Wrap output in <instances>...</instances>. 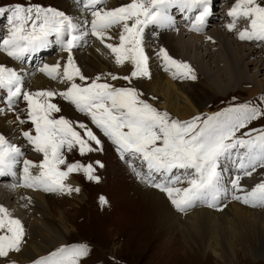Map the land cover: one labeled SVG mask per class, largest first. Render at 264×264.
I'll list each match as a JSON object with an SVG mask.
<instances>
[{"label": "snow or ice", "instance_id": "obj_1", "mask_svg": "<svg viewBox=\"0 0 264 264\" xmlns=\"http://www.w3.org/2000/svg\"><path fill=\"white\" fill-rule=\"evenodd\" d=\"M76 2L91 16L90 21L23 0L0 6V17H5L8 24L7 36L0 40V52L23 62L53 43L54 38L67 53L66 63L44 64L39 70L53 80L62 77L61 82L68 84L60 92H31L25 89L24 76L18 70L0 64V92L4 93L0 115L11 113L19 124L29 123L31 128L21 129V136L42 157L39 162L27 159L24 146L0 133V178L16 177L22 165V174L11 187L61 195L80 192L67 183L72 174L82 172L89 181L99 182L92 163L69 162L65 150L76 148L84 156L102 150V141L86 123L55 116L61 107L52 101L59 96L89 117L116 145L122 158L139 159L147 171L133 166L137 177L166 193L178 212H187L197 204L223 211L227 204L222 202L229 194L232 200L246 206L264 207V182L250 191L241 185L244 176L264 168V128H249L252 122L264 120V96L258 98V104H233L211 115L181 121L154 107L135 86L116 87L101 82L100 75L89 82L73 58V49L91 35L110 50L117 66L126 62L133 66L130 75L109 73L111 80L123 79L132 85L133 79L151 78L145 30L150 26L176 27L173 10H177L189 21V30L199 33L212 15L213 0H131L112 9L106 7L107 0ZM227 15L232 18L226 25L229 32L236 30L240 19L249 22L238 32L240 41L264 42V0H236ZM116 27L120 29L119 43H107L114 38L109 33ZM156 55L174 79L197 78L188 63L177 61L167 49L159 48ZM21 101L26 104L23 117L18 111ZM96 163L103 167L99 161ZM33 169L38 171L34 173ZM233 169L235 174L226 179L225 173ZM181 184L186 186H177ZM24 198L31 201V197ZM100 200L106 203L103 197ZM25 235L22 221L0 205V258L21 252ZM89 254L87 244L64 245L32 264H82Z\"/></svg>", "mask_w": 264, "mask_h": 264}, {"label": "bare ground", "instance_id": "obj_2", "mask_svg": "<svg viewBox=\"0 0 264 264\" xmlns=\"http://www.w3.org/2000/svg\"><path fill=\"white\" fill-rule=\"evenodd\" d=\"M32 1L40 4L42 3V5L46 7H55L59 10L65 11L73 17H75V15L68 13V11H71L74 8L81 9L80 15L82 13H84L85 17L87 15L82 7L78 5L76 0H73V4L71 1L67 0ZM130 2L131 0H107L106 7L112 9L118 7L120 4H127ZM235 2L236 0H223V2L222 0H213L212 15L209 16L205 27L212 28L206 31L203 35L197 32L188 33V41H185L184 37L186 31L180 29L163 31L165 29H157L152 26L147 28L146 31L150 30L152 32V30H154L157 35L153 38L145 33V41L147 43L145 50L150 57L149 68L151 78L133 79L134 81H132V85L130 86H135L137 89H140L148 102L154 107L169 112L175 118L185 120L193 117L200 111L207 109L206 105H208L209 102L207 99L214 97L216 92L220 91L223 87V81L219 78L222 71L228 75L227 80L224 82L226 84L229 82L234 83V81L231 80L233 77L237 78L243 76L242 71H238V65L247 58L253 60L254 56L259 58L257 61L253 62L260 66L258 71H260L261 68L264 69V47L261 48L258 42L234 41L231 34L223 31L221 28L223 21L231 22L232 18L227 15L229 12L227 7L219 8V5L229 3L233 7ZM174 12H177V10ZM216 13L219 17L218 19L214 17V14ZM220 13L222 16H220ZM78 14L79 12H77V15ZM79 18L80 21L86 19L80 16ZM175 18L179 20L176 21V27L184 24L181 20L182 17L179 16ZM226 18L229 19L225 20ZM188 23L189 21L185 24L188 25ZM3 24V17H0L1 40L7 36V32H5L4 28H8V26L4 27ZM239 24L240 20L234 31L237 36L239 31L248 26H239ZM116 28H113L110 31L109 34L114 38L107 40V43H119L118 33L120 29L119 27ZM90 38L91 35L85 36L81 41L80 46L77 47L79 50H73L74 60H76V65L81 69L83 75L88 78H91V75H94L95 73H99L105 77H109V73L117 76L130 75L133 66L129 67V63L127 62V65L125 63L123 66H117L110 50L100 41H98L99 45L93 44V42H90ZM213 40H216L219 44V52H221V56H219V52L214 53L212 57L216 55V58L209 60V64L207 63V58L211 59V55H207L206 58L199 57V59L193 57L192 53L198 49V46L205 45L210 48L211 45L217 44L215 43L216 41ZM195 41L198 46L194 44ZM212 41L214 44H211ZM89 42L90 44L87 47L86 44ZM157 43L160 44L158 45ZM56 45L51 43L37 53L27 56L25 58L26 68L22 71L17 69L21 74L25 73L26 78H28V82L24 81L26 90L31 92L40 90L60 92L65 90L63 86L58 87L56 90L55 88L57 87H54L53 83H50V80L48 82V79H45L39 74H42L39 70L42 66L39 67V65L42 63L43 58L47 57L53 49H57L53 61L58 60L59 62H62V59L66 60L64 57L67 56V53L56 47ZM83 46L86 48L81 49ZM160 47L167 48L169 55L174 59H181L183 62L188 63L194 69L197 78L195 80L181 78L174 79L170 72L163 69L162 61L156 55V52ZM185 53L186 56L193 58L192 61L188 60L187 57H181V55H184ZM84 54H89L90 58H86ZM91 59L100 62L103 64V67L100 69H88V67H91ZM220 60H222V62L224 61V68L218 69L217 67H212L215 62L217 63ZM12 61L11 58L7 57L3 52H0V64H10ZM51 63L53 62L49 60V64ZM54 63L56 62L54 61ZM83 65L84 68H82ZM207 65L211 67H208ZM214 69H216V71H214ZM209 74L212 75L208 80L210 83H205L202 79H208ZM106 79L110 80V78ZM250 81L253 83L254 88L250 91L249 96L255 95L261 90L264 91V83L256 79V74H254V78L250 79ZM3 96L4 93L0 92V99H2ZM52 102L57 103L61 107V112L56 113L59 117L64 116L73 122L79 121L86 123V121L89 120V117L87 116H80L79 111L75 109L74 105L69 103L66 104L58 97H55ZM25 110L26 104L21 101L18 106V111H20L22 117L26 116ZM29 128H31L29 123L22 125L19 124L15 121V118L11 113L0 115V133L4 134L6 138H9L17 145L24 146L27 159L39 162L41 158L36 152L31 150V146L27 145L26 141H24L21 136V129L28 130ZM95 132L97 131L95 130ZM99 137L102 141L101 155H103L102 151L104 153L102 156L103 161L100 162L103 164L104 174H106L105 179H107L109 183V186L107 187L109 190L108 196L115 204V217L116 219L123 218V223L129 220V225L127 224L126 226H131L132 231L136 232L140 227H149L153 231L155 230L156 233H161L163 230L173 229L175 225L178 227L182 225L185 227L181 234L184 240L186 241L187 238H201V242L197 243L201 249L209 245L205 243V241L209 240V234L215 233H217L216 236H219V239L215 242L216 246L222 244L224 250L227 251L231 248L230 244L233 240L244 247L245 251L246 248H248L249 255H252L253 252H255V250L252 249L255 246L264 249V228L261 226L264 224V209L253 210L254 208L258 209L259 207L246 206L234 200L227 203V207H224V210L221 211V213L213 208L207 207L206 205L201 207L202 204H198L199 207L196 210L192 211L191 208L184 213L178 212L170 201H168L166 193L161 192L154 187H150L147 183L139 179L134 171L132 173L131 170L126 168V164H124L122 160L118 158V155L114 153L108 138L105 137L102 132L99 133ZM77 153L78 152L74 150L71 154L77 155ZM140 163V160L136 162V164ZM21 166L22 165H20V167ZM134 166L138 168L137 165L134 164ZM37 171V169H33L34 173ZM95 171L101 174L99 169H96ZM146 171L147 168L145 167L144 172ZM234 171L235 169H233L232 172ZM72 175L67 183L73 188H76V186L79 185L78 177ZM75 176L77 178H74ZM253 176L255 177V175ZM112 177L113 182L110 181V178ZM225 177H228L227 173H225ZM258 178L260 177L257 176V179ZM8 179L14 183L17 182V177H11ZM241 185L248 191L255 187L252 183L244 181L243 179L241 180ZM177 186L184 187L183 184ZM79 194L80 193L76 195L78 196ZM69 196L70 195L67 194L61 195L47 193L22 187H17V189L10 187L7 188L0 185V205L7 207L11 212L16 214L19 219H21L26 232L25 243L22 246L21 252L11 253V259L19 262H27L36 256L65 244V242H63V236L67 227L64 225L65 211L62 209V206L65 201L70 200L68 199ZM77 196L71 198L75 205L74 207H77L80 204L79 202L81 198ZM24 197H31V201L29 202V200ZM55 198L58 200L55 201ZM224 202L226 203V201H223L222 203ZM189 212L191 213L188 214ZM182 220H186L185 223ZM63 228H65V231ZM231 259L232 258H230V260ZM4 262H6V259L0 258V264H3Z\"/></svg>", "mask_w": 264, "mask_h": 264}, {"label": "rangeland", "instance_id": "obj_3", "mask_svg": "<svg viewBox=\"0 0 264 264\" xmlns=\"http://www.w3.org/2000/svg\"><path fill=\"white\" fill-rule=\"evenodd\" d=\"M67 1H71L73 4L72 0ZM17 2H22V0H0V6L11 5ZM23 2L37 3L32 0H23ZM40 5L44 6L42 5V3ZM77 12H79V9L77 8L68 11V13H72L73 15H75L76 18L80 20L79 16L82 17L83 14L80 15L79 13L77 15ZM214 17L217 19L219 18L217 16V13L214 14ZM228 19L229 18H226L225 20ZM210 28L212 27L206 28L203 34ZM184 37L185 41H188L187 34H185ZM213 41L211 42V44H214ZM215 43H217V41ZM194 44L198 46V44H196V41ZM84 48L86 47L84 46L81 49ZM195 51L192 53L194 58H206L207 55H211V59L207 58L208 62L206 61L209 64V60L216 58V55L214 57H212V55L214 53L219 52V44L217 43L215 45H211L210 48L208 46L201 45L198 46V49ZM218 54L219 56H221V52H219ZM84 55L86 56V58H90L89 54ZM184 55H181V57H187L188 60L192 61L193 58H191L190 56H186V53ZM53 56L54 53L49 55L48 58L44 60L46 61L48 59H52ZM257 59H259L257 56H254L253 60H249L247 58L243 60L240 65H238V71H242L243 76L237 78L233 77V79L231 80L234 81V83L229 82L226 84L224 81L227 80L228 75H226L225 72L222 71L224 73L221 72L219 78L221 81H223V87L220 89V91L216 92L214 97H210L209 99H207V101H209L208 105H206L207 109L204 111H200L197 115H211L229 106H232L233 104H240L245 102L259 103L258 97L264 96V91L261 90L259 93L249 96L250 91L254 88L253 83L250 81V79L254 78V74H256V79L264 83V69L261 68V70L258 71V69H260V66L258 64L253 63L257 61ZM22 64V62H13L12 67H21ZM90 65L91 67H88V69H100L101 67H103V64L97 61H93V59L90 60ZM131 66L132 65L129 63V67ZM207 66L211 67L209 65ZM213 66L215 68L217 67L218 69L224 68V61L222 62V60H220L217 63L215 62L212 67ZM82 68H84V65L82 66ZM214 71H216V69H214ZM92 75L91 78H89V81L94 79L97 75H100L102 77L101 82H111V84H113L114 86L119 87L130 86L128 82L123 79L113 81L111 80L110 76L105 77L99 73H95L93 77ZM211 76L212 75L209 74L208 79L206 78L202 80L205 81V83H210L208 82V80L211 78ZM106 78H110V80H107ZM47 81L49 82V79ZM57 81L58 80H50V83H54ZM76 82L81 83L78 79ZM143 98L147 100L144 95ZM61 99L62 98H60V100ZM61 101L67 104V102L63 99ZM79 115H83L85 117V115L81 114L80 112ZM55 116H57V114H55ZM86 123L93 130V126L90 124V122L86 121ZM249 128H264V120L252 122V124L249 125ZM246 130L247 129H245V131ZM94 133L96 132L94 131ZM93 147L96 146L93 145ZM74 150L78 152V149L76 148H74L71 152L65 150V154L69 162L79 161L85 165H87L88 163H92L95 170L99 169V171L101 172V174L97 173L96 171L94 172V175L99 177V182L89 181L82 172L74 174L78 177L79 185H77L76 187L80 189V194L78 196L76 195L78 193L75 192L74 194L72 193V195L70 194V196L68 197V199L70 200L65 201L64 205L62 206V209L65 211L64 225L67 227L66 231L65 228H63L65 231L63 236V242H65V244L69 246L83 243L87 244L90 248V254L88 257L82 260V264H264V249L255 246L252 248L255 250V252H253L252 255H249L248 248H246L245 251L244 247H242L239 243L233 240L230 244V247L232 249L229 247L230 249L228 248V251L224 250L222 244H218L217 246L215 244L216 240L219 239V236H216L217 233L209 234V240L205 241V243L209 245L201 249L197 244L201 242V238H187L186 241L184 240L181 234L183 233V229L185 227H183L182 225L180 227L175 225L173 229H166L163 230L161 233H156L155 230L153 231L149 227H140L136 230V232L132 231L131 226H126L127 224L129 225V220L123 223V218L116 219L115 217V204L113 203L112 199L108 196L109 190L107 187L109 186V183L108 180L105 179L106 174H104V168H101L96 163L97 161H103V151V155H101V150H96L84 156H81L79 152L77 153V155L71 154ZM125 157L126 160L122 159V162L126 164V168L129 170L131 168L128 163L129 161H133V159H130V157L128 156ZM253 175H255L256 178ZM76 176L74 178H77ZM257 176L260 178L257 179ZM251 177H253L254 179ZM263 178L264 168L260 170L258 169L257 172H254L252 176H250V180L253 182L257 180L260 181V179ZM110 181L113 182V177L110 178ZM74 196L81 198L79 202L80 204L77 207H74L75 205L73 204L71 199ZM101 197L106 200V203H101ZM54 200L56 201L58 199L55 198ZM232 201L234 200H232L231 196L229 195L228 199L226 200V204ZM197 208L198 207L195 206L194 208H192V211L196 210ZM259 209L263 210L264 207H259L258 209L254 208L253 210ZM219 212L221 213V211ZM190 213L191 212H189L188 214ZM182 221L185 223L186 220ZM261 226L264 228V224H262ZM54 250L56 249L54 248L53 250L43 253L37 258L47 255ZM230 258L232 259L230 260ZM12 260L13 259H11L10 257L7 258L5 264L24 263L16 260L15 261L19 263H13L11 262ZM29 261L27 262V264H32L31 260Z\"/></svg>", "mask_w": 264, "mask_h": 264}]
</instances>
